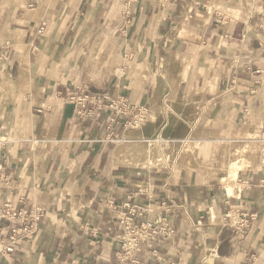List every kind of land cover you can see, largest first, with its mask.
<instances>
[{
    "label": "crops",
    "instance_id": "crops-1",
    "mask_svg": "<svg viewBox=\"0 0 264 264\" xmlns=\"http://www.w3.org/2000/svg\"><path fill=\"white\" fill-rule=\"evenodd\" d=\"M242 1L137 0L124 14L122 0H0V206L22 213L0 222L5 244L17 229L0 264H115L127 201L148 207L136 222L162 216L175 230L140 264H264V160L232 195L205 170L174 182L111 163L119 98L156 113L142 134L188 137L215 103L217 131L246 126L264 144V0ZM50 42L35 77L21 75L20 58L36 64ZM73 96H89L92 115Z\"/></svg>",
    "mask_w": 264,
    "mask_h": 264
},
{
    "label": "bare ground",
    "instance_id": "bare-ground-1",
    "mask_svg": "<svg viewBox=\"0 0 264 264\" xmlns=\"http://www.w3.org/2000/svg\"><path fill=\"white\" fill-rule=\"evenodd\" d=\"M136 1L137 0H133L131 3L125 4V0H123L124 6L128 7L125 11H123V13L127 14L131 5ZM44 26L45 25L43 24V27L39 28V29H43V32H44ZM43 32L39 34H43ZM50 46H51V42L50 44H47L46 49L39 50L40 59L36 64H31L30 67L24 66V64L26 63V58L23 55L20 58V63H19V70H21L23 73V74L21 73V75L24 76L35 75L34 73L37 72L39 63L41 62V58L44 52L47 53L48 49H50ZM57 52L61 53L62 56L65 54L63 49L60 50L58 49ZM28 64L30 63L28 62L27 65ZM58 66L59 65H56L57 68ZM55 70L56 68L54 69V71ZM5 83L7 84V86L11 87L16 84V80L14 81L7 80ZM80 98L87 100L86 105L83 108L78 101ZM72 100L77 108V113L80 116L84 117V116L92 115L93 112L90 109H88V104L91 102L89 96L86 97L73 96ZM7 103H11L10 99H8ZM111 104L112 105L110 106L114 111V116L110 120L111 124L116 120V118H119L121 121H125V124L128 125L130 124L132 127L135 126L130 123L131 122L130 119L133 118V120H136V118H138L136 111L139 108L141 109V107L130 106V104L126 100H123L121 98L112 101ZM97 107H100L99 104H97ZM7 111H8V104L6 107L4 106L0 112L2 114H5ZM145 119L147 124L152 123V121L154 120L153 116H148V115L145 117ZM210 121L211 120L209 118L208 123ZM198 132L199 131L196 128L193 132H191V134L188 137L182 139L160 138V137L136 138L134 130L130 128L124 132V136L121 139H117L116 146L111 151V156L113 157V162L115 166H117V164H120L119 163L120 161H128V163L132 165L144 164V167L146 168L157 165H168V162L172 154L176 155L177 157H180V159L175 162V166L176 165L182 166L183 168L189 169V172H192L195 169H199L198 167H202L204 170H206L210 165H214V167L219 166V169H215L217 173L215 172L214 177H218L220 179V181L222 182V184L224 185V187L226 188V190L230 195L234 194L236 186L238 184L237 182L241 170L245 168L248 169L249 168L254 169L258 167L260 168L261 163L264 160V144H260L261 138L259 139L258 134L255 135L251 131H249V129L246 126L245 128L240 130H234L233 133H231L233 135H231L230 138H225V140L230 141L229 144H225L227 149L225 146L222 149V150L226 149L227 154H223V156H218L216 159L209 160L206 158L201 159V155L199 152L201 149V143L203 142V139L201 137H196V135H199ZM5 137H1L2 139L0 140L1 141L5 140ZM161 141L162 142L164 141L165 144H162ZM170 141L174 142L175 144L179 143V146L177 145L178 148L170 145L169 146L170 148L163 150L162 146H168V143ZM159 143H161L162 146L159 145ZM244 143H246V145H244ZM259 147L262 148L261 156L259 154L258 155L248 154L249 151L256 152L257 154ZM205 155L208 156L207 154ZM141 190L143 192L142 188ZM137 192L142 194V192H139V190ZM136 206L138 205H132L131 208L134 209ZM241 224H242L241 226L243 225L245 226V223L244 224L241 223ZM247 264H251V263H247Z\"/></svg>",
    "mask_w": 264,
    "mask_h": 264
},
{
    "label": "rangeland",
    "instance_id": "rangeland-1",
    "mask_svg": "<svg viewBox=\"0 0 264 264\" xmlns=\"http://www.w3.org/2000/svg\"><path fill=\"white\" fill-rule=\"evenodd\" d=\"M227 1V0H226ZM122 2H123V0H122ZM242 2H246L245 0H243ZM123 5H124V2H123ZM237 7V6H236ZM128 7H126V9H127ZM129 9H131V8H129ZM227 9H229V8H227ZM223 11H225V9H222ZM46 33V31H44L43 32V35ZM39 53V52H38ZM63 58V56L61 55V53H58V52H56V56H55V58L50 62V68H51V70L53 71L54 70V68H55V66L58 64V63H60V60ZM58 63H57V62ZM29 61L26 59V63L24 64V66L25 67H30L31 66V64H28L27 65V63H28ZM53 65H54V67H53ZM161 65L162 66H164V63H163V61H162V63H161ZM52 71L50 72L51 74H52ZM19 73L21 74L22 73V71L21 70H19ZM23 74V73H22ZM34 74H36V73H34ZM26 77L27 78H32V76H30V75H26ZM35 77V75L33 76V78ZM18 83V82H17ZM39 90V93L37 92V91ZM43 92V89H42V87H40V86H38V85H35L34 87H33V91L32 92H28V94L29 95H31V93H32V95H36V98L37 97H39V95L41 94ZM164 92V91H163ZM159 94H160V96H162V94L159 92ZM161 98V97H160ZM38 100V99H37ZM19 101V100H18ZM18 101H16L15 103H17ZM70 102L72 103V101L70 100ZM42 101H40V100H38V106L39 107H42ZM74 104V103H73ZM35 105H37L36 103H35ZM75 105V104H74ZM217 104H215V103H209V104H207L206 105V108H205V114L207 115V117H208V119H207V123L205 124V125H207L206 127H205V125L203 124V123H201V124H198V125H196L195 126V129L197 128L198 129V133H199V135H196V137H201L202 139H203V142L201 143V149H200V155H201V159L202 158H206V159H216L218 156H223V154H227V151H226V149H227V147L225 146V144H229V142L230 141H228V140H225V138H230L231 137V135H233V134H228V132L227 131H225V132H221V131H217L216 130V123L215 122H213V123H211L212 122V120H213V118H215V109H216V106ZM136 114L138 115V118H136V120H133V118L132 119H130L131 120V124L132 125H135L134 127L136 128H134V127H132L130 124L128 125V124H125V126H124V128L126 129V130H128V129H130V128H132V130H134V132H135V137L136 138H142V137H153V138H169V137H166L165 136V134H163V133H159V132H156V133H154V134H142V127L144 126V125H149V124H147L146 123V119H145V117L148 115L147 114V110L145 109V108H142L141 107V109L139 108L137 111H136ZM202 115V114H201ZM148 116H153V118H155V116H156V113L155 112H152L150 115H148ZM209 118H210V122L208 123V120H209ZM151 124V123H150ZM194 129V130H195ZM125 130V131H126ZM235 130H240V129H235ZM124 131V132H125ZM4 137L6 136V135H3ZM124 136V133L122 134H120L119 136H116L115 137V143L113 144V147L111 148L112 150H113V148L116 146V141H117V139H121L122 137ZM7 137V136H6ZM259 137V136H258ZM217 138H220V139H217ZM0 139H2L1 137H0ZM7 139L5 138V141H6ZM210 140V141H209ZM1 141V140H0ZM1 143H3V141H1ZM161 143L162 144H165V142L163 141H161ZM161 143H159V145H161ZM167 144V143H166ZM173 146V147H176V148H178V146H179V143H174V142H172V141H170L169 143H168V146H162V149L163 150H165V149H168V148H170L169 146ZM178 145V146H177ZM244 145H246V143H244ZM226 147V149H224V150H222L223 149V147ZM261 146V145H260ZM220 147H221V149H220ZM220 150V151H219ZM261 153H262V148L261 147H259L258 148V152H257V154H256V152H252V151H249L248 152V154H250V155H260L261 156ZM205 154H207L208 156H206ZM222 154V155H221ZM205 156V157H204ZM180 159V157H177L176 155H171V157H170V160H169V162H168V165H157V166H150L149 168H146V167H144V164H141V165H132V164H129L128 163V161H120L119 163L120 164H117V166L116 167H118V166H124L125 165V167H128L129 169H131V170H134L135 172H137V174H147V175H149V174H151V175H154L155 174V171H158V172H163L164 174H166V179L168 178V177H170V180L171 181H177L178 180V177H180V176H184V175H186V176H188L189 178H191L190 177V175L192 176V174L193 175H195V173L198 171V170H204L202 167H198L199 169H195V170H193L192 172H189V169H186V168H183L182 166H175V162L177 161V160H179ZM111 163H114L113 162V157H111ZM235 166V165H234ZM261 167V166H260ZM259 168V167H258ZM215 169H219V166L218 167H214V165H210L206 170H205V172H206V174H207V176H210V177H214V175H215V172L217 173V171H215ZM245 169H248V168H245ZM245 169H242L241 171H243V170H245ZM254 169H256V168H254ZM220 172H222V171H220ZM209 173V174H208ZM219 173V172H218ZM145 177V176H144Z\"/></svg>",
    "mask_w": 264,
    "mask_h": 264
},
{
    "label": "built area",
    "instance_id": "built-area-1",
    "mask_svg": "<svg viewBox=\"0 0 264 264\" xmlns=\"http://www.w3.org/2000/svg\"><path fill=\"white\" fill-rule=\"evenodd\" d=\"M132 1L133 0H125V4H129ZM42 32L43 29L38 30V33ZM78 101L82 108L87 102V100L83 98H80ZM139 188V192H142L141 187ZM112 202L114 203V200ZM124 205L128 208L129 212H123L119 216L122 232L119 235L120 249L117 251V262L115 264H140L137 255L145 250H149L152 255L159 258L157 250L153 249L152 239L160 233H164L168 237L173 234L175 231L174 228L165 220L166 218L162 216H159L155 220L146 219L138 223L136 222V216L144 217L149 211L148 208L136 206L132 209L129 201L124 202ZM114 209H116V207H114ZM117 212L118 211H116V213ZM21 217V211H18L14 207L11 200H6L5 203L0 206V222L4 219L14 222L15 219ZM16 235L17 229L15 228L13 229V234L8 237L9 243L7 244H5L4 238L0 237V253L12 251L14 249L13 244L16 243Z\"/></svg>",
    "mask_w": 264,
    "mask_h": 264
}]
</instances>
